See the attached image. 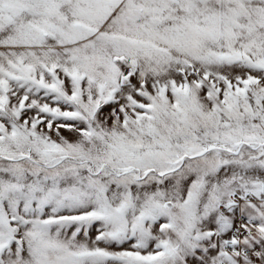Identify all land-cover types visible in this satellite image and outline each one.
I'll use <instances>...</instances> for the list:
<instances>
[{"label":"snow or ice","instance_id":"obj_1","mask_svg":"<svg viewBox=\"0 0 264 264\" xmlns=\"http://www.w3.org/2000/svg\"><path fill=\"white\" fill-rule=\"evenodd\" d=\"M0 264H264V0H0Z\"/></svg>","mask_w":264,"mask_h":264}]
</instances>
